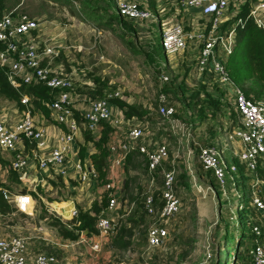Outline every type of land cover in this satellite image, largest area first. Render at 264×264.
Here are the masks:
<instances>
[{"label":"built area","instance_id":"obj_1","mask_svg":"<svg viewBox=\"0 0 264 264\" xmlns=\"http://www.w3.org/2000/svg\"><path fill=\"white\" fill-rule=\"evenodd\" d=\"M69 1L78 11L80 0ZM181 3L185 8L199 12L207 20L206 30L201 34L188 32L179 23L166 25L149 10L133 1L114 0V10L120 18L138 26L148 22L157 25L160 29L159 45L166 57L182 54L190 44L200 38L202 47L196 70L200 75L210 74L211 79L233 97L238 123L233 127L229 138L237 140L240 147L237 152L226 154L217 145L200 146L196 143L194 149L197 150V163L204 172L211 175L217 190L227 200L228 189L232 190V196L244 199L239 178L250 177L247 183L249 196L246 208L250 212L246 216L249 217L253 239L247 253L251 264H264V193L258 176V169L264 166V103L252 101L233 83L216 51L219 48L223 55H231L234 51L236 30L244 29L248 22L264 35V0H254L248 14L244 18H238L224 35L219 30L231 19L229 8L234 0H181ZM14 11L0 19V44L4 45L0 52V67L5 70L7 81L15 90L24 85L38 84L55 92V98L47 107L55 124L63 126L64 129L50 135L46 128L37 126L31 115V98L21 96L20 103L25 108L22 118L11 126L0 122V152H14L16 146L19 148L25 142L31 146V150L30 155H24L22 151L15 153L10 168L23 179L27 176L30 164L35 161L41 172L53 173L63 179L70 177L82 185L97 183L103 190L102 195L107 197L108 204L97 218L96 233L90 237L80 233V242L89 244L93 252H99L101 245L115 235L117 221L121 218L118 200L122 193L121 172L126 158L131 152H138L147 160L149 176L146 194L142 195L143 210L151 218L146 229L147 250L164 249L170 239L169 227L180 210V201L176 195L179 165L185 167L187 175L195 183L193 167L188 161L189 154L193 153L190 126L175 117V106L170 96L161 91L157 93L155 100V113L159 121L153 125L140 122L135 117H126L112 104L111 100L115 98L125 100L121 92L111 91L105 98L95 100L85 94H76L75 74H58L52 70L51 65L59 57V52L48 40L39 39L38 21L25 14H14ZM158 80L163 85L170 78L162 73ZM75 115L79 117L78 120ZM104 125L111 129V133L108 142L107 180L102 183L93 164L77 157L79 150L76 147V136L85 131L99 133L103 131ZM153 126L156 133H160L159 137L153 136L148 129ZM163 132L175 135L180 148H186L181 157L176 152L169 160ZM183 138L187 140L185 145ZM168 160L170 168L161 172L158 190L161 195L156 201L155 175ZM2 197L5 202L12 203L20 213L33 214V197L14 195L11 199L7 190L2 191ZM237 210L245 211L244 204H238ZM70 218H77V210H72ZM43 230L42 226L38 229ZM27 256L25 239L0 237V264H58V259L53 255L41 253L32 258Z\"/></svg>","mask_w":264,"mask_h":264},{"label":"rangeland","instance_id":"obj_2","mask_svg":"<svg viewBox=\"0 0 264 264\" xmlns=\"http://www.w3.org/2000/svg\"><path fill=\"white\" fill-rule=\"evenodd\" d=\"M7 1L9 7H13L14 9L0 15V17L2 18L15 10L14 14H25L38 21L40 25L37 32L39 39L48 40L59 52V57L51 65L52 70L58 74L63 73L65 75L73 72L75 74L74 92L76 94H85L83 85L98 79L100 82L108 81V85L112 89L111 91L121 92L130 103L145 104L146 108H151L156 103L157 93L164 86L158 80V77L162 73L167 74L169 78H172L173 75L178 77L177 82L182 79L186 81L187 94L195 91L200 82L208 83V86L205 87L210 94L221 91L217 83L211 79L210 74H206L205 76L202 74L199 75L201 76L199 79L196 78V74L198 73H196V63L202 47L200 38L190 44L188 49L180 55L169 57L162 55V61H166V64L161 69V72H158L156 68L145 62L140 52L136 53L133 51L130 46L134 42L133 39L129 37L124 38L118 28L114 29L112 27L108 29L98 27L94 22L87 19L82 12L80 14L72 9L64 0ZM127 1H133L140 7L146 8L154 17L165 22L166 25L181 24L184 30L188 32L194 31L201 34L206 30L208 25L207 20L199 12L185 8L181 0ZM243 1L234 0V3L229 8V16L231 18L237 14ZM91 2L95 5L100 4V0H92ZM75 8H78V6ZM223 25L219 30L222 35L226 33V29H222ZM136 30L137 37L144 41V48H146L150 40L153 43L152 39L159 37L160 34L159 27L151 22L144 23L143 26H137ZM246 40L247 35H244L239 45L234 49V54L231 58L233 65L239 64L240 53L244 48ZM216 51L219 59L224 61L227 56L223 55L219 48H216ZM101 56L103 60H100ZM243 81L237 82V85L241 88ZM246 86L250 85L246 84ZM221 99L223 105L220 107L216 117H211L210 119V116H208L206 120L207 124L204 123L198 131L200 142H202L201 140L204 136L209 135V129L217 131L218 137H223L230 133L232 128L238 123V119L234 117L233 97L227 95V93H223ZM257 102L264 103V99ZM176 104L178 108H181L178 102ZM152 112L156 116V113ZM22 113L14 104L0 98L1 123L11 126L22 118ZM31 115L36 121L41 122L39 112L34 108L32 102ZM189 125L193 124L189 123ZM154 127H149L148 129H150L153 136H156L157 133ZM163 133L162 137L168 148V156L170 153L173 157L178 152L181 157L186 152V148L181 149L176 140H172L170 135L166 134L167 132ZM17 147L14 152H9L11 162L15 153L19 152V148ZM191 150L195 155L194 147L191 146ZM5 153L0 152V154ZM139 160L144 161V157L139 158ZM133 164L135 165L136 163L133 162ZM169 165V162L163 163L155 175L157 182L155 186L156 191L160 189L161 172L168 170L170 168ZM197 167H199V164L195 163L193 170L195 183L187 175L189 178L188 189L182 185L181 180H177L176 195L181 205L179 213L174 217L169 227L170 239L166 247L164 249L147 250L145 229H147L148 224L151 222V218L147 216L145 219L143 218V222H139V219H137L138 225L132 230L131 244L127 250H106L108 257L104 264H177L180 256L183 257L181 264H216L218 261L223 262L227 259L226 253L229 250H225L226 245L223 240L225 228L220 216H223V220L228 223L229 230L234 231L236 236L247 227V213L245 211H238L237 206L240 203L245 204L248 199V182H243V180L250 181V177L240 176V182L243 183V187H246L245 190H241L244 199H237L234 196V200L232 199L230 204L228 200L232 190H227L228 200L222 194L220 196L222 201L218 200L210 179L204 173H199L196 170ZM2 168L3 166L0 163V174L3 170ZM5 168L7 169V166ZM179 168V174L181 175L183 166L179 165ZM135 172L128 176L130 178L134 176L135 178L133 183L137 188L134 192L139 194L138 190L140 187L143 189L142 195L146 194L147 181L149 179L148 173L146 174L143 168L137 169ZM56 177L53 173L41 175L43 180L51 181L53 179L56 184L51 186L50 189L44 187L45 185L36 188V193L42 202V210L39 209L38 205H36V200L33 198L37 209L36 215L33 217L20 213L13 204L7 202L8 210H5V212L0 210V237H21L25 239L28 250L27 255L49 254L55 256L58 260L62 259L64 255L60 247L53 245L55 240L60 242V240L64 239L58 233L57 227H54V221L58 218L55 217L56 215L46 211L48 208L47 204L61 202L62 204H67L66 201L76 199L77 210L80 208L87 209L96 197L100 198V195H102L101 193L97 194V191L100 190L97 183L82 185L70 177L61 178L60 183V180L58 181ZM262 179L264 180V176ZM65 180L73 182L74 189L66 188L64 183L62 184V181ZM194 184L196 185L194 186ZM17 190L16 186L9 188V192L12 194L16 193ZM142 195L140 199H142ZM118 201L121 208L120 199ZM136 205L137 203L135 207ZM122 206L121 213L123 217L120 218L122 219L120 221L125 223L127 219L126 214H129L128 211H133L135 208L128 207L126 203H123ZM39 226H42L44 229L42 232L38 231ZM44 238L47 240L45 241ZM229 248H232L231 254H235V246L232 245ZM241 250L240 248L237 251ZM27 257L32 258L31 256ZM228 264L240 263L236 261L232 263L230 257L228 258Z\"/></svg>","mask_w":264,"mask_h":264},{"label":"trees","instance_id":"obj_3","mask_svg":"<svg viewBox=\"0 0 264 264\" xmlns=\"http://www.w3.org/2000/svg\"><path fill=\"white\" fill-rule=\"evenodd\" d=\"M64 1L68 5H70L72 9H74L69 0ZM91 1L80 0L79 9L78 11H76L80 14L82 12L87 19L94 22L98 27L108 29L112 27L114 29L118 28L124 38L129 37L130 39H133L134 42L130 45L133 51L136 53L140 52L148 65L153 66L158 70V72H161V69L163 68V65L166 64V61H162V55L164 54L159 45V37L152 39V41H154L153 43L150 42V40L146 45V48H144V41L139 39L136 35V27L138 25L134 22L122 19L117 15L113 6L114 0H100V4L97 5H95ZM253 2L254 0H245L239 7V11L237 12V14H235L234 17L226 22V24L223 25L222 29L225 28L227 30L236 22L238 18H244L248 14ZM1 3L2 2H0V4ZM141 26H143V24ZM244 35H247V40L242 52L240 53L239 64L233 65L231 63V58L233 57L234 53L227 56L224 61L221 60V62L226 68L233 83L238 86L237 82L244 80L242 83V88H245L242 89L240 86L238 87L242 89V91L248 98H250L252 101L257 102L258 100L264 99V35L251 22H248L244 29L238 28L236 30L234 37V49L239 45ZM3 49L4 45L0 44V52ZM205 75L206 74H204L203 76ZM177 78L178 77H175L173 75L172 78H170L169 82L163 84L164 86L162 87L161 92H164L170 96L172 104L175 106V117L179 119L180 122L186 125L192 123V127H194L201 126L204 123L207 124L206 120L208 116H210V119L211 117L215 118L218 111L220 110V107L223 105L221 99L223 97V93H227V95L230 96L229 92L225 91L221 86L220 88L218 84L217 86L222 92L218 91L214 94H210L205 87L208 86V83L202 84V82H200L198 88L195 91H191L187 94L188 90L185 81L182 79L177 82ZM108 84V81L100 82V80L96 79L91 83L83 85V89L85 90L84 93L94 100L103 99L112 90ZM246 84H249L250 86L247 87ZM21 96H27L31 98V102L34 108L36 110L42 111L43 114L48 116L49 109L47 105H49L55 98V92L53 93L52 90H50L46 86L38 84L29 86L24 85L21 86L19 90H15L8 83L5 70L0 67V98L6 100L11 104H14L20 112L24 113L25 108L20 103ZM111 102L113 105L119 108L128 118L135 117L138 121L148 123V125H153L159 121L158 116H154L152 112H155L157 108L156 103L153 105V107L151 106V108H146L140 104L129 103L126 101V99L123 100L115 98L111 100ZM177 102L179 103L178 105L181 108H178L176 104ZM75 117L77 120L79 119L77 115H75ZM110 133L111 129L107 125H104L103 131L97 137H95L94 134L85 131L83 133L84 145H79V157L80 159H83L87 152V145L93 144L96 152L91 154L89 157L93 162L95 169L99 173V180L102 183L107 180L108 174V142ZM208 133H210L211 135H215L217 131L209 129ZM163 134L164 133H162V136ZM166 134L170 135V138L172 140H176L177 142V137L175 135L169 132H167ZM159 135L160 133H157L156 137H159ZM195 155H197L196 149ZM141 157L144 156L140 155L138 152H131L127 156L125 161V185L124 190L122 191L120 196L121 208L123 207L122 204L126 203L128 207L132 206L135 209L133 211L131 210L127 215L125 223H122L120 221L122 219H119L117 221L116 233L112 238H110V247L118 251H125L130 246L132 230L138 225L136 222L137 219H139V222H143V218L145 219V217H147L146 213L143 210L142 199H140L143 189L139 187L138 192L139 194H141H136L134 191H136L137 186L133 183L135 178L134 176L131 178L128 177L129 174L137 171V169L140 168H143L144 172L147 174V160L144 157V161H140L139 158ZM171 157L172 155H170L169 153V158L171 159ZM169 160L166 162H169ZM133 162H135L136 164L134 165ZM196 170H198L199 173H204L210 179V182L212 183L211 185H213L216 193L221 195L217 190L211 175L208 172H204L200 165ZM8 176L10 177V180L13 181V183L20 184L18 175L11 168L8 170ZM58 179L61 183V177H57V180ZM177 180H181L180 182L182 183V185L187 189L189 188V178L184 166L183 172L181 175H178ZM5 186V183H0V210L3 212H5V210H8L7 203L2 197V191L8 190V188ZM160 195V191L155 192L154 197L156 201L159 199ZM33 197L36 200V205H38L39 209L42 210V202L36 195L33 194ZM136 203L137 205L135 207ZM247 203L248 202L246 201L244 204V209L246 213H249L250 211L246 209L248 207ZM107 204L108 199L105 195H103L100 201H93L89 209H78L77 218L72 219L65 224L62 223L59 219H55L54 227H57L58 233L63 239H68L70 241L77 240L80 233H85L88 237H90L91 235L96 233L95 224L97 218L106 208ZM250 215L253 217L252 212L250 213ZM220 219H222L225 228L223 236V240L226 245L225 250L228 249L229 252L226 253L227 259H225V261H218L216 262V264H228V258L230 257L232 259V263L236 261L240 264H251L250 258L248 257L247 253L253 239V235L250 231L249 217L247 220V227L241 230L238 236L234 234V231L229 230L228 223L227 221L223 220V216H220ZM232 245L235 246V254H231L230 252L232 248L229 247H231ZM240 248L242 250L237 251L240 250ZM178 259L179 261L177 262V264H181V260H183V257L180 256Z\"/></svg>","mask_w":264,"mask_h":264},{"label":"crops","instance_id":"obj_4","mask_svg":"<svg viewBox=\"0 0 264 264\" xmlns=\"http://www.w3.org/2000/svg\"><path fill=\"white\" fill-rule=\"evenodd\" d=\"M12 9H14V8L9 7L7 0H2V3L0 4V12L2 13L1 15L8 13ZM99 34H100V32H99ZM196 73H197V70H196ZM188 75H189V73H188ZM196 75H197L196 76L197 79H199L201 77V76H199L200 74H198V73ZM205 83L206 82H202V84H205ZM185 84H186V81H185ZM126 101L130 103L129 100H126ZM142 106L146 107L145 104H143ZM37 112H39L41 122H38V121H36V119H34V121L36 122V125L46 128L50 135H55L59 131L64 129L63 126H59V125L55 124V122L53 121V118L51 117L50 111H49L48 116L43 114L42 111H40V110H37ZM234 115H235L234 117L237 118L235 111H234ZM189 126L191 129V135H192L191 137L193 139V144H192L193 146L191 145L192 147H196V146H194V145H196V143L200 146L217 145V146H219V148L224 150L225 153L231 152V154H233V152H237L238 148L240 147L237 140L229 138L231 136L233 128H232V131L230 133L226 134L223 137H221V136L218 137L217 133L215 135H210V133H209V135H207V133H205L207 136H204V138L201 140L202 142H200L199 141L200 139H198V131L200 130V127L202 125L201 126H194V127H192V125H189ZM101 132L94 134V136L95 137L99 136L101 134ZM83 133L76 136V147L78 148V150H79V145H84ZM182 141L185 145L187 140H186V138H183ZM190 144H191V142H190ZM30 150H31V146L26 142L23 143L22 145H19V152L22 151L24 155H30ZM95 152L96 151H95V148L93 147V144H88L85 157L81 160H85V161H88L91 164H93V162L91 161L89 156ZM9 156H10L9 152H6L5 154H0V163L3 166V168H2L3 170L1 171V174H0V183L6 184L5 187L8 188L7 191L10 194L11 199L13 198L12 196H14V195H26V196L33 197V194H34L38 197V194H36V188H38L42 185H45L44 187H48L50 189L51 186H54V184H56V182H54L53 179H51V181H48V180L45 181V180H43V178H41L42 174H44V175H48V174L46 172L39 171L36 167L35 161H33L34 163L32 162L30 164L29 170L26 173L27 176L25 178L22 179V178L18 177L20 184L13 183V181L10 180V177L8 176V170L10 169V166H11V161H10ZM77 157L80 159L79 152L77 154ZM188 161L193 167V165L195 163H197V156L194 155V153H190L189 157H188ZM5 166H7V169L5 168ZM121 174H122V180L124 182V179H123L124 178V169L121 172ZM258 176H259V181L261 184V190L264 193V180L262 179V177L264 176V166H262L258 169ZM243 181L248 182V180H243ZM63 183H64V186L66 188L74 189V187H73L74 183L73 182H68L65 180V181H62V184ZM37 185H39V186H37ZM13 186H16V188L18 189L17 192L14 194L9 192V188L13 187ZM240 186H241V188L243 187L242 182H240ZM98 189H100V190L97 191V194L98 193L102 194V192H103L102 188H100V186H98ZM242 189L245 190L246 187H243ZM123 190L124 189H122V191ZM102 196L103 195H100V198L96 197L93 201H95V200L100 201ZM220 196L221 195L217 194V199L222 201ZM229 197L230 198L228 201L231 204V200L232 199L234 200V198H233L234 196H232V194H231V195H229ZM39 200L41 201L40 198H39ZM66 202H67V204L66 203L62 204V202L57 203V204H53V203L47 204L48 208L46 211H48L50 214L56 215L55 217H57L62 223L69 222L71 220L70 213L72 212V210H77V207H76L77 201L75 199V200H69ZM89 208H90V206H89ZM89 208L87 207V209H89ZM122 208L119 207V209H118V212L120 214L119 216L121 218L123 217V214L121 213ZM87 209H84V210H87ZM36 211H37V209L35 207L32 211L33 214L28 215V216L33 217L34 215H36ZM128 213H130V211H128ZM127 215L128 214H126V216ZM117 220H118V218H117ZM117 220L115 219L114 221H117ZM39 228H40V226H39ZM80 235L77 238V240H75V241H70L68 239H64L62 241L60 240V242H58L56 240H55V242H53V245L60 247L63 250V254H64L62 256V259L58 260V264H104V262L106 261V259L108 257L106 250L113 249L112 247H110V244H109L110 240L107 243L101 245L99 252H93L91 249V246L89 244H84V243L80 242ZM44 240L46 241L47 239L44 238ZM27 253H28V250H27ZM33 255L34 254H31L28 256L32 257Z\"/></svg>","mask_w":264,"mask_h":264},{"label":"water","instance_id":"obj_5","mask_svg":"<svg viewBox=\"0 0 264 264\" xmlns=\"http://www.w3.org/2000/svg\"><path fill=\"white\" fill-rule=\"evenodd\" d=\"M124 185H125V181H124L123 184H122V189H124Z\"/></svg>","mask_w":264,"mask_h":264}]
</instances>
